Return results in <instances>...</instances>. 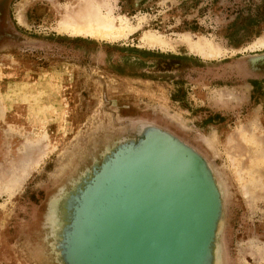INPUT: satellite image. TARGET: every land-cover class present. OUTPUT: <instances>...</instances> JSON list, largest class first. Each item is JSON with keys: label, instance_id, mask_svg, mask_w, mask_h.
I'll return each instance as SVG.
<instances>
[{"label": "rangeland", "instance_id": "1", "mask_svg": "<svg viewBox=\"0 0 264 264\" xmlns=\"http://www.w3.org/2000/svg\"><path fill=\"white\" fill-rule=\"evenodd\" d=\"M80 2H6L11 28L42 44L0 42V264H41L32 224L45 194L124 120L209 161L224 189V264H264V74L241 62L264 52V0H92L130 28L117 40L55 29Z\"/></svg>", "mask_w": 264, "mask_h": 264}, {"label": "water", "instance_id": "2", "mask_svg": "<svg viewBox=\"0 0 264 264\" xmlns=\"http://www.w3.org/2000/svg\"><path fill=\"white\" fill-rule=\"evenodd\" d=\"M11 31L18 46L42 44ZM241 62L264 74V52ZM121 125L45 194L32 224L40 263L224 264V189L209 161L157 124Z\"/></svg>", "mask_w": 264, "mask_h": 264}, {"label": "bare ground", "instance_id": "3", "mask_svg": "<svg viewBox=\"0 0 264 264\" xmlns=\"http://www.w3.org/2000/svg\"><path fill=\"white\" fill-rule=\"evenodd\" d=\"M101 8V5L94 4L92 0H81L79 5L75 7L71 6L64 11L61 18L58 19L55 29L59 33L68 32V35L89 34L90 36L97 39L112 38L115 40L121 38L125 31H130L128 26H122L115 22L112 18H109L110 16L103 15ZM16 18L19 24L22 25L25 23V17L23 16L22 11L16 14ZM145 36L150 45H155L158 43V38L149 35ZM200 45L204 47V44H199V46L193 45L192 48L194 49L195 47H198V49L202 50L203 48ZM261 45L263 46L264 43H261ZM205 51L206 50H204V52ZM206 52L207 55L215 57L219 50L217 51L215 49H209Z\"/></svg>", "mask_w": 264, "mask_h": 264}, {"label": "flooded vegetation", "instance_id": "4", "mask_svg": "<svg viewBox=\"0 0 264 264\" xmlns=\"http://www.w3.org/2000/svg\"><path fill=\"white\" fill-rule=\"evenodd\" d=\"M7 0H0V42L1 40H12L14 39V35L11 31V26L6 24V20L4 17V11ZM13 30V29H12Z\"/></svg>", "mask_w": 264, "mask_h": 264}]
</instances>
